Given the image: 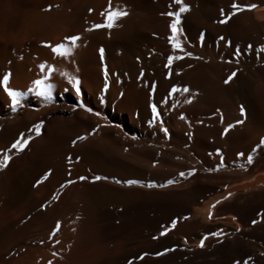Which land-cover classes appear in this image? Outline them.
<instances>
[{"label": "bare ground", "instance_id": "obj_1", "mask_svg": "<svg viewBox=\"0 0 264 264\" xmlns=\"http://www.w3.org/2000/svg\"><path fill=\"white\" fill-rule=\"evenodd\" d=\"M235 2L256 7L220 23L233 0H184L190 11L182 14L179 39L188 57L167 40L172 18L163 13L176 9L172 0H111L127 15L91 31L104 23L109 0H0V76L11 73L9 86L24 93L12 111L0 89V154L12 157L0 170V264H197L150 259L153 236L165 229L158 245L180 253L224 256L246 242L260 260L264 53L256 49L264 44V0ZM73 35L80 39L67 59L45 47L67 45ZM174 54L183 58L165 67ZM62 72L80 80L79 96ZM45 76L51 101L28 92ZM173 86L189 92L169 95ZM21 136L31 139L16 152L10 146ZM164 173L165 189L147 187ZM98 218L107 223L98 227ZM180 225L196 227L194 239L179 241ZM96 231L102 249L95 248Z\"/></svg>", "mask_w": 264, "mask_h": 264}, {"label": "snow or ice", "instance_id": "obj_2", "mask_svg": "<svg viewBox=\"0 0 264 264\" xmlns=\"http://www.w3.org/2000/svg\"><path fill=\"white\" fill-rule=\"evenodd\" d=\"M172 3L174 5H176V9L174 11H168L166 13H163V15H166L171 19V23L168 25L171 35H169L167 37L168 43L172 46L173 52L175 53L177 50L181 53H184V56H188L191 57V53L190 52H185L184 48L182 47L181 44V40L179 39V36L182 32V29L179 27L181 24V17L182 14L187 13L188 11H190V7L184 3V0H172ZM256 5H241L237 2H235V0H233V3L230 5L231 11L227 14L224 13V10L221 9V15L223 17H225L224 20L219 21L220 23H224L228 18H230L233 15H236L238 12H242L245 10H251L253 8H255ZM102 16H104V23L102 24H94L92 25L91 29H88L89 31L93 30V29H100V28H108L111 29L115 26V22L117 20H119L120 18H122L123 16H126L127 13L125 11H122L120 8H112L111 5V0H109V5L108 8L105 9V12L101 13ZM80 39L79 36L73 35L70 37H66L65 40L68 42V44L66 45L65 43H58L55 46H51V45H45V47H50L51 51L53 54H55L56 56H59L61 58H69L72 54L73 49L77 46V41ZM251 45L248 46L249 49H251ZM103 52L104 50L101 48L100 49V58L101 61H103ZM257 53H264V44L260 45L257 49H256ZM237 55H239V50H237ZM183 57L180 55H169L167 57V64L165 65V67H170L173 63V61L175 60H180ZM41 71L45 70V65L41 64L40 66ZM55 71V69L51 66H47V72L49 74L53 73ZM143 73H141L142 75ZM62 76H64L67 79L68 84H70L72 86L73 89H75L76 94L79 96L80 95V80L74 76L69 75L66 72H62L61 73ZM104 75L105 77L107 76V70H104ZM236 75L235 72H233L227 80H225V83H228L229 80L232 79V77H234ZM10 76L11 73H5L2 76H0V89L3 90V92L7 95L8 98H10L11 100V106H12V111H16L17 107L22 106L20 104V98L24 95L23 92L20 91H16L14 89H12L9 84H10ZM48 77L45 76L44 79H36L33 81V88H29L28 92H33L35 91V95L38 97H42L44 100L46 101H51L52 100V95H51V89L53 87V85L51 84H46L45 80H47ZM107 89V81L105 80V90ZM177 92H184L187 93L189 92V89L187 87L184 88H178L173 86L171 89V92L169 93V95H171L172 93H177ZM186 102H191L186 101ZM81 107L85 108V111H89L91 112V109L86 108L83 104L80 105ZM151 111H152V115L154 118H158V112H157V107L155 105L151 106ZM97 114L98 113H94ZM240 114L241 116L244 115V109L241 107L240 109ZM181 119H184L183 116L180 117ZM237 124L243 123L242 120H238L236 121ZM234 127V125L229 124L228 128H226L224 131L227 132L230 128ZM33 129L36 133L37 136L40 135V129H41V124H35L33 125ZM162 131L165 132V134H167V130L166 129H162ZM31 139V137L28 138H24L23 136H21L20 139H17L15 142H13L10 146L11 149H14L16 152H20L23 151L25 146L28 144L29 140ZM78 139L83 140L85 139V137H79ZM73 143H75V141H73ZM259 146H264V138H261V140L259 141ZM255 151V149H254ZM12 159L11 155L8 154V152H4L3 154H0V170H3L9 163V161ZM248 159V163L251 164L253 161V157L251 155H249L247 157ZM69 162H71L70 158H69ZM189 175L192 174V172L188 173ZM49 175V173H45L44 177L41 178V181L43 179H46L47 176ZM181 176L184 175V173H180ZM81 180L85 179V177H80ZM96 180H100L103 179L100 176L95 177ZM41 181H37V183L39 184ZM116 183H120V181H115ZM68 183H72V181H69ZM127 185H134V184H138L140 183L139 181L136 180H128L125 182ZM169 184L173 183V181H168ZM65 185H62V187H64ZM161 187H163L164 185H160ZM147 187L149 188H153V187H157V185H155L154 183H149L147 185ZM55 198V197H54ZM214 207V205H213ZM209 218H211V212H209ZM235 219V218H234ZM253 224L257 223L256 220L252 221ZM176 221L173 220L172 221V226L175 227ZM57 229L59 228V224H57ZM237 231H239V229H237ZM167 232V229H165L164 232H161L160 235L163 236L165 235ZM55 232H53L51 235H54ZM222 233L219 232H213L211 233L212 236H219ZM155 239V237H154ZM205 239H207V237H204L200 240L199 242V247H203L204 246V241ZM58 243V241H57ZM56 253H53V256H55ZM48 264H52L51 261L48 262ZM129 264H131V261H129ZM235 264H240L239 261L235 262ZM243 264H248V261L245 260L243 261Z\"/></svg>", "mask_w": 264, "mask_h": 264}, {"label": "rangeland", "instance_id": "obj_3", "mask_svg": "<svg viewBox=\"0 0 264 264\" xmlns=\"http://www.w3.org/2000/svg\"><path fill=\"white\" fill-rule=\"evenodd\" d=\"M170 179H171V181L173 180V182L176 180V178L174 177V178H169L168 181H170ZM152 183L157 185V187H153V190H159V189L163 190V189H165V173L163 174V176L160 177V179H157L156 181L153 180ZM160 185H164V186L161 187ZM262 213L263 214H261V217L258 218L260 221L264 220V211ZM216 215L217 214H215V217H217ZM230 215H234L235 221L239 220V216L237 217L236 213L235 214L234 213H232V214L230 213ZM100 219L101 218H98L99 221L95 220V225H97L98 227H103L107 222L104 221L103 219H101V220ZM163 221H165V220H163ZM101 223H104V224H101ZM186 223H189V222L188 221L187 222L184 221L183 224H186ZM162 227H165V222L162 223ZM179 227L181 228V230H180ZM179 227L176 228L177 232L175 231L176 232V236L178 237L179 241H181V239H184L186 241L194 239V233L197 230L196 227L189 226V227H184L183 228L181 225ZM99 236H100L99 231H96L94 233V235H93V237H94L93 239L95 240L94 243H95V246H96V247L95 246L94 247L97 248V249L98 248L102 249L104 244L101 243V241L99 239L100 238ZM154 237H155V239H154ZM160 239H165V236L164 235L161 236L160 234H157V235L154 234V236H153V250H152V253L150 254V259L152 261H155V260L160 259V258H164L165 255H169L170 257L177 258L178 260L191 261V262H194V263H197V264H201V262L204 261V260H211V261L216 262L217 264H221V263L222 264H235V262H237V261H239L240 264H243V261H245V260L248 261V264H264V254H261L260 260L257 261L256 259L253 258L254 256L252 254V251H251V249H249L250 246H248L249 244L246 243V242L243 244V246H244L243 249H242L243 251L240 250L239 253L238 252L235 253V254H229L228 253V254H225L224 256L210 255V256H207V257L199 255V256L195 257V256L192 255V253L193 252H197V251H202V249H197L196 250V248H194V249H189V251L187 253H180V249L177 248L176 246H165V244L164 245H158V241ZM247 249H248V251H247ZM141 256L142 255H141L140 252H137L135 254V258L136 259H140Z\"/></svg>", "mask_w": 264, "mask_h": 264}]
</instances>
